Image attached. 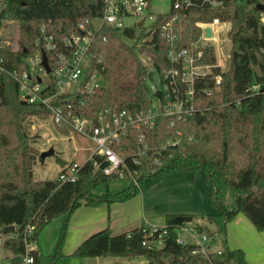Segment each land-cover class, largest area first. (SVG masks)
Instances as JSON below:
<instances>
[{"label": "trees", "instance_id": "obj_1", "mask_svg": "<svg viewBox=\"0 0 264 264\" xmlns=\"http://www.w3.org/2000/svg\"><path fill=\"white\" fill-rule=\"evenodd\" d=\"M222 1L220 6L211 7L201 6L196 0L195 6L181 15L183 44L199 37L201 28L197 21L210 22L216 17L230 21V68L223 71L216 65L210 77L197 81L196 104L202 111L173 125L171 117L160 116L153 129L145 130L152 146L168 138L180 139V144L169 152L171 155H166L163 167L148 177L158 178L176 170L205 172L211 205L219 212L203 216L225 235L221 250L203 258L204 255L193 253V245L179 244L178 227L184 223L177 220L178 214L172 213L166 215L165 224L159 229L167 230L162 248L143 245L144 229L148 230L145 225L120 234L105 228L87 237L74 256L132 258L144 254L148 264H257L246 258L243 249L229 247L226 229L243 212L258 230L264 231V26L260 21L261 10L256 8L264 0ZM105 4L106 0H4L0 25L16 21L19 34L17 48L0 45L1 65L7 71H24L28 68L27 57L40 48L37 40L42 37L43 25L61 41L63 36L77 31L82 20L102 15ZM175 12L172 8L169 13L160 14L158 23L170 19ZM55 27L62 31L56 32ZM135 34V29L130 27L123 31L105 27L98 33L96 54L102 57L99 67H103V85L82 96L83 104L75 101L80 111L96 116L108 106L138 110L149 105L146 77L150 72L140 52L146 51L152 57L154 68L161 76L171 63L167 43L159 31L140 50L125 41ZM203 62L217 63L213 47L207 48ZM7 71L0 70V235L5 237V250L12 253L10 264H22L26 253L25 227L35 224L34 237L39 240L48 222L63 218L62 232L51 256V264H55L63 256L66 229L78 207L127 201L140 190L126 180L95 169L92 160L84 162L76 181L63 182L58 177L35 179L34 165L41 160L42 151L32 144L29 122L34 116L49 117V112L40 104H22L19 83ZM217 74L222 76L219 85H215ZM255 85L257 89L253 90ZM205 89L214 92L208 95ZM129 136L132 137L129 151H135L137 131L130 130ZM144 179L145 176L141 178L142 185ZM217 180L230 186L231 207L220 199ZM116 182H124L126 186L115 192L111 186ZM12 224L16 226L14 232L2 230ZM196 228L209 230L201 224H196ZM34 254L33 264H46L41 248L40 254Z\"/></svg>", "mask_w": 264, "mask_h": 264}, {"label": "built area", "instance_id": "obj_2", "mask_svg": "<svg viewBox=\"0 0 264 264\" xmlns=\"http://www.w3.org/2000/svg\"><path fill=\"white\" fill-rule=\"evenodd\" d=\"M199 2L201 6L217 7L223 1ZM195 4L196 0H170L168 10L155 12L152 0H106L102 15L82 20L77 31L63 36L61 41L43 25L42 37L37 40L40 48L27 57L28 68L24 71H7L1 63L0 70L7 71L19 83L21 100L43 105L48 110L51 121L59 129L94 142L95 148L87 160L93 161L95 169H100L109 177L116 176L120 180H126L141 190V178H146L163 167L166 155L180 144L179 138H168L152 146L145 130L153 129L160 116L171 117L173 125L176 121H186L202 111L203 108L196 104L197 81L210 77L216 65L222 69L218 62L219 54L227 57L231 55V47L227 49L217 44L229 38L231 22L217 17L210 22L197 21L196 25L201 28L199 37L187 45L183 44L184 24L181 15ZM172 8L176 9L174 15L158 23V16L169 13ZM128 16L137 17L138 21L127 26L125 18ZM260 21L264 26V10H261ZM105 27L120 31L128 27L135 29V37H130V42L138 50L148 45L159 31L161 38L167 43V57L171 67L161 76L154 68L152 57L146 51L140 52L142 61L152 60V67L148 68L154 75L146 77L149 105L138 110L108 106L99 110L96 116H89L76 107L75 101L83 104L82 96L92 94L103 85V67H99L102 57L96 54V39ZM207 27L212 30L211 36L207 35ZM55 30L58 33L62 31L60 27H55ZM209 47L215 49V65L203 62ZM44 54L50 71L43 62ZM214 79L215 85H219L221 74L215 75ZM256 89L257 86H253V90ZM204 91L209 95L214 89ZM130 130L137 131L135 151H129L132 143ZM177 133L181 134L179 130ZM104 162L108 164L101 168ZM83 164H66L59 171L58 178L63 182L76 181ZM161 227L144 229L145 247H164L167 230L160 231ZM35 231L36 225L33 223L25 227L26 253L22 264H33L34 252L40 254L39 241L34 237ZM224 236L217 229L199 231L196 224L186 222L178 227L177 242L181 245H193V253L208 257L210 252L221 250ZM4 240L5 237L0 235V255L9 252L4 248Z\"/></svg>", "mask_w": 264, "mask_h": 264}, {"label": "rangeland", "instance_id": "obj_3", "mask_svg": "<svg viewBox=\"0 0 264 264\" xmlns=\"http://www.w3.org/2000/svg\"><path fill=\"white\" fill-rule=\"evenodd\" d=\"M3 7L4 0H0V13ZM152 8L155 12L166 11L170 8V0H152ZM137 21V17L128 16L125 18L127 26L133 25ZM137 29L141 30V28ZM18 34L19 28L16 21L2 22L0 25V45L5 46L8 44L12 48H17ZM125 41L130 43L128 38ZM217 44L227 49L231 47L229 38H226L223 43L218 42ZM143 62L149 68L152 67V60L146 59ZM222 63L225 71L230 68L228 57H222ZM29 131L32 144L40 151L48 150L50 147H54L55 150L53 155L47 156L43 161L42 159L38 160L34 165V178L37 180L57 178L62 167L70 162L84 163L95 148V144L91 140L74 133H64L63 130L53 124L50 117H31ZM217 182L220 199L231 207L233 205V194L230 186L219 182V180ZM125 186L126 183L124 182H116L111 186V190L116 192L122 190ZM210 192L207 176L203 170H199L195 174L191 171L176 170L158 178L146 177L144 179V189H141L137 195L139 197L144 196V212L155 224L163 226L168 211L191 208L195 214L191 225H194L202 217L201 214L207 215L219 212L211 205ZM58 221L59 218L48 222L39 234L41 250L45 256L46 264H51V256L54 254L57 244L55 240L60 237L62 232V226L59 228ZM206 226L209 231L216 229L214 224L208 223ZM202 257L206 258L205 255ZM203 258L202 260H204ZM11 260L12 254L10 252L0 255V264H10ZM57 264H148V262L147 257L142 254L132 258L114 256L78 258L73 256L64 258Z\"/></svg>", "mask_w": 264, "mask_h": 264}, {"label": "crops", "instance_id": "obj_4", "mask_svg": "<svg viewBox=\"0 0 264 264\" xmlns=\"http://www.w3.org/2000/svg\"><path fill=\"white\" fill-rule=\"evenodd\" d=\"M221 56H227L221 54L218 55V62L222 65L223 69ZM228 58L230 60V57ZM143 189L144 183L142 185V190ZM143 201V195H141L140 197L138 195H135L131 199L123 202H114L111 204L103 203L98 206L82 204L74 211V213L70 217L62 250L63 256L59 258L55 262V264H57L64 258L73 257V253L76 248L87 237L102 229L110 228L113 234H120L123 232H128L136 227H140L141 225H145L148 227H161L162 225L155 224L150 220L149 216L146 215L143 209ZM172 213L178 215H195L191 208H181L172 212L168 211L166 215ZM243 214V212H239L234 217V219L230 223H228L226 229L227 243L232 249H243L246 253V258L250 262L264 264V231L258 230L256 226ZM201 215L202 217L197 221V224H208L205 216H203L205 214ZM194 218L195 217L193 216V219ZM57 224L59 228H61V226L63 225V218H59ZM57 240L58 237L56 238L55 242ZM38 241L41 248L40 237Z\"/></svg>", "mask_w": 264, "mask_h": 264}, {"label": "water", "instance_id": "obj_5", "mask_svg": "<svg viewBox=\"0 0 264 264\" xmlns=\"http://www.w3.org/2000/svg\"><path fill=\"white\" fill-rule=\"evenodd\" d=\"M256 8L258 10H264V3H258L256 5ZM206 31H207V35L208 36H211L212 35V30L210 27H207L206 28ZM43 62L44 64L46 65L47 67V70L50 71V68H49V65H48V60H47V56L44 54V59H43ZM154 75V72L151 71L150 72V76L153 77ZM22 104H27V101L26 100H22L21 101ZM55 152L54 150V147H50L48 150H43L40 154L41 156V159L42 161L47 157V156H50V155H53ZM108 163L107 162H104L102 165H101V168L105 167ZM177 220L180 221V222H183V223H186V222H191L193 220V215H189V214H181V215H178L177 216ZM4 232H7V231H12L14 232L16 230V226L14 224L12 225H7L5 226L3 229H2Z\"/></svg>", "mask_w": 264, "mask_h": 264}]
</instances>
